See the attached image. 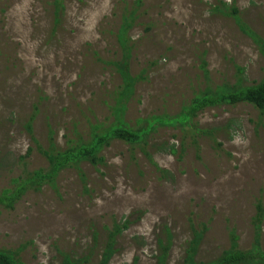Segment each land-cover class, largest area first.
<instances>
[{"label": "rangeland", "instance_id": "1", "mask_svg": "<svg viewBox=\"0 0 264 264\" xmlns=\"http://www.w3.org/2000/svg\"><path fill=\"white\" fill-rule=\"evenodd\" d=\"M51 1L0 0V191L47 166L24 127L31 114L42 147L50 130L63 147L73 124L87 133L113 119L109 106L120 77L103 61L119 55L113 32L121 0H64L57 23ZM218 1L142 0L129 31L130 70L140 76L125 112L131 127L157 116L170 120L206 85L263 77L264 57L230 17L212 11ZM224 1L264 37V0ZM144 150L112 140L101 164L81 163L84 184L68 167L55 188L44 184L13 208L0 205V249L20 248L22 264H58L64 254L97 264L107 230L125 221L109 264H156L166 229L164 264H183L194 229H203L197 261L219 256L230 230L240 248L250 246L256 203L264 204L258 109L239 102L206 107L187 124L155 121Z\"/></svg>", "mask_w": 264, "mask_h": 264}, {"label": "trees", "instance_id": "2", "mask_svg": "<svg viewBox=\"0 0 264 264\" xmlns=\"http://www.w3.org/2000/svg\"><path fill=\"white\" fill-rule=\"evenodd\" d=\"M64 0H52L54 22L60 19V14ZM121 10L118 24L114 30V36L118 45L119 55L116 59L103 61L114 68L120 77V84L114 91L113 103L109 106L112 121L108 125L96 123L89 126L87 133L78 129L76 124L72 126V135H65V145L60 147L53 142L52 131H49V144L42 147L34 136L32 122L34 114H31L24 127L29 134L34 148L44 156L47 161L45 168L26 171L22 175L12 178V186L0 191V205L6 208H13L14 204L29 190L39 191L44 184L56 187V179L59 172L65 168H74L82 181L85 183V175L81 169L82 162H88L93 166L101 164L103 157L101 150L112 140H121L129 144L139 145L143 151L148 143V135L153 128V123L169 122L171 124H187L196 116L198 111L216 105H235L239 102H245L258 109L260 115H264V75L255 83L244 84L242 78H238L234 83L224 81L214 86L206 85L199 89L182 107L180 113L170 120H163L161 117H154L148 120L145 127L133 128L125 120L127 103L134 95L135 85L140 76L133 75L130 70V58L132 55L133 44L129 35L130 29L135 25L139 18V7L142 0H133L131 3L127 0H121ZM212 11L224 16L230 17L238 29L247 36L256 46L259 53L264 57V37L253 29L241 16L239 9L235 4L219 0L212 6ZM202 70L205 79L208 78L206 62L202 60ZM241 74L243 68L239 67ZM33 148L29 147L27 153ZM146 153V152H145ZM147 154V153H146ZM160 172H166L157 167ZM253 239L250 246L243 249L238 245V236L234 230H230V243L219 256L208 261H197L195 254L203 235V229H194L193 236L189 241L188 248L183 264H264V249L261 245V226L264 221V204L256 203V211L252 219ZM127 222L120 224L114 222L112 227L107 230L106 241L101 253V258L97 264H109L113 255L116 237L127 227ZM167 242L162 246V253L157 259L156 264H164L171 234L168 229L165 230ZM20 248L16 250L0 249V264H22L19 259ZM83 258L70 257L64 254L58 264H84Z\"/></svg>", "mask_w": 264, "mask_h": 264}]
</instances>
